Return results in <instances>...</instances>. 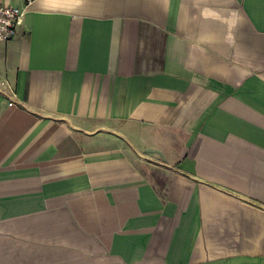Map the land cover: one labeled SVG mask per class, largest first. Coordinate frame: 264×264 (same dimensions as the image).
I'll return each instance as SVG.
<instances>
[{
    "label": "crops",
    "instance_id": "1",
    "mask_svg": "<svg viewBox=\"0 0 264 264\" xmlns=\"http://www.w3.org/2000/svg\"><path fill=\"white\" fill-rule=\"evenodd\" d=\"M0 4V264H264V0Z\"/></svg>",
    "mask_w": 264,
    "mask_h": 264
},
{
    "label": "built area",
    "instance_id": "2",
    "mask_svg": "<svg viewBox=\"0 0 264 264\" xmlns=\"http://www.w3.org/2000/svg\"><path fill=\"white\" fill-rule=\"evenodd\" d=\"M25 12L19 6L0 4V41H9L17 35Z\"/></svg>",
    "mask_w": 264,
    "mask_h": 264
}]
</instances>
